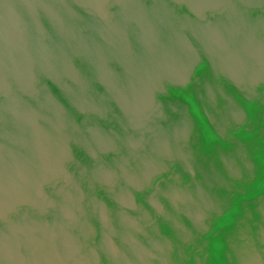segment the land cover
Here are the masks:
<instances>
[{"label": "water", "instance_id": "95a60500", "mask_svg": "<svg viewBox=\"0 0 264 264\" xmlns=\"http://www.w3.org/2000/svg\"><path fill=\"white\" fill-rule=\"evenodd\" d=\"M0 264H264V0H0Z\"/></svg>", "mask_w": 264, "mask_h": 264}]
</instances>
